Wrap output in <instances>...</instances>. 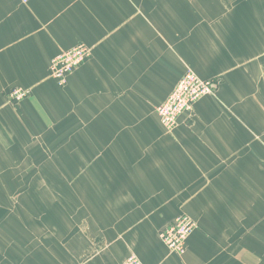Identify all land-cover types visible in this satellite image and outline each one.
<instances>
[{
  "label": "crops",
  "instance_id": "1",
  "mask_svg": "<svg viewBox=\"0 0 264 264\" xmlns=\"http://www.w3.org/2000/svg\"><path fill=\"white\" fill-rule=\"evenodd\" d=\"M79 44L61 85L51 61ZM188 70L218 88L167 131L156 105ZM76 104L85 162L117 179L89 191L117 212L84 264H264V0H0V160ZM178 215L197 223L183 257L159 236Z\"/></svg>",
  "mask_w": 264,
  "mask_h": 264
},
{
  "label": "rangeland",
  "instance_id": "2",
  "mask_svg": "<svg viewBox=\"0 0 264 264\" xmlns=\"http://www.w3.org/2000/svg\"><path fill=\"white\" fill-rule=\"evenodd\" d=\"M76 105L68 115L52 108L44 122L52 130H35L32 145L1 157L0 264H84L103 250L90 225L99 228L96 214L106 221L117 211L93 206L100 195L89 191L112 188L117 179L94 159L85 162L84 115Z\"/></svg>",
  "mask_w": 264,
  "mask_h": 264
},
{
  "label": "built area",
  "instance_id": "3",
  "mask_svg": "<svg viewBox=\"0 0 264 264\" xmlns=\"http://www.w3.org/2000/svg\"><path fill=\"white\" fill-rule=\"evenodd\" d=\"M27 1V0H24ZM91 49L85 44L62 52L51 61V74L64 85L67 77L91 55ZM218 88L214 79H203L196 72L188 70L179 80L167 99L157 108L158 117L167 131H173L179 118L191 112L195 103L205 95L213 94ZM29 95V90L21 87L9 92V99L20 102ZM197 228L196 221L188 215H178L172 223L164 228L159 236L167 249L174 254L184 255L187 240ZM122 264H145L136 254H131Z\"/></svg>",
  "mask_w": 264,
  "mask_h": 264
}]
</instances>
